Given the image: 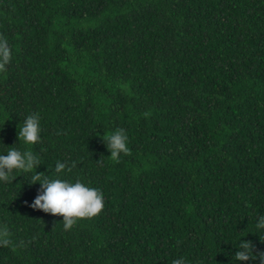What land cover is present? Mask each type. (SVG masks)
Instances as JSON below:
<instances>
[{
	"label": "trees",
	"instance_id": "1",
	"mask_svg": "<svg viewBox=\"0 0 264 264\" xmlns=\"http://www.w3.org/2000/svg\"><path fill=\"white\" fill-rule=\"evenodd\" d=\"M0 36V154L31 150L37 172L104 197L65 230L30 207L35 170H15L0 264H261L234 254L264 252V0H0ZM117 128L118 161L102 140Z\"/></svg>",
	"mask_w": 264,
	"mask_h": 264
},
{
	"label": "clouds",
	"instance_id": "2",
	"mask_svg": "<svg viewBox=\"0 0 264 264\" xmlns=\"http://www.w3.org/2000/svg\"><path fill=\"white\" fill-rule=\"evenodd\" d=\"M12 59V49L8 41L0 36V73L7 71V65ZM148 116L149 113H145ZM18 140L25 144H35L40 141V116L37 113L30 114L19 127L17 133ZM107 150L111 153L110 157L117 160L121 153L129 154L127 147V134L122 128H117L111 134L102 137ZM99 162V161H98ZM40 165V160L31 150L21 152L15 147L9 148L7 154H0V181L12 182L13 172L20 170L28 173L33 172L30 184H40L37 195L30 205L35 210H41L52 216L63 217V227L71 230L79 220L91 219L99 215L104 209L103 193L95 187L87 186L80 180L71 182L61 178H48L43 173L36 171ZM68 166L65 163L57 162L55 172L60 174ZM76 167L75 162L71 168ZM71 168L68 170L70 171ZM256 227L264 229V215L257 218ZM10 232L7 226L0 227V246L7 247L11 244ZM255 245L249 240H242L239 250L235 252L234 258L239 262L259 259L264 264V252H254ZM253 253L255 255H253ZM172 264H185L184 259H174Z\"/></svg>",
	"mask_w": 264,
	"mask_h": 264
}]
</instances>
